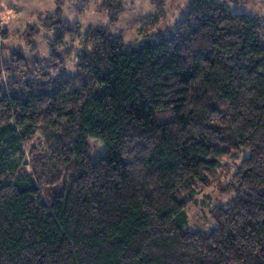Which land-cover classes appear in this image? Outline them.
Masks as SVG:
<instances>
[{
  "label": "trees",
  "instance_id": "obj_1",
  "mask_svg": "<svg viewBox=\"0 0 264 264\" xmlns=\"http://www.w3.org/2000/svg\"><path fill=\"white\" fill-rule=\"evenodd\" d=\"M61 1L26 27L29 57L0 34V264H264L260 18L189 0L171 36L132 46L64 18ZM125 1L104 0L111 25ZM173 1L151 0L145 34ZM42 29L48 59L33 47ZM164 109L174 118L158 124ZM34 137L42 148L27 151ZM93 139L105 148L95 162ZM229 160L236 199L211 210L210 233L184 230Z\"/></svg>",
  "mask_w": 264,
  "mask_h": 264
},
{
  "label": "rangeland",
  "instance_id": "obj_2",
  "mask_svg": "<svg viewBox=\"0 0 264 264\" xmlns=\"http://www.w3.org/2000/svg\"><path fill=\"white\" fill-rule=\"evenodd\" d=\"M61 0H0V34L4 27L13 34L10 38L2 39L1 42L9 47L15 48L25 57H29L30 47L22 43L20 38L26 27L29 25L39 24L40 18L46 17L54 12L57 3ZM75 1L80 0H64L60 6L63 10V17L71 22H79L85 30L89 26H100L109 28L111 32L121 35L127 44L132 46L145 45L148 42H159L162 38L171 36L176 28L178 20L184 17L186 12H180L185 9L189 0H174V13L170 15L169 20L157 25L156 29L145 34L146 17L151 10V0H126L124 4L125 12L119 21L111 25L107 11L103 8L104 0H89L84 14H79L74 9ZM227 9L234 14L247 15L248 17L260 18L264 24V0H222ZM52 32L42 29L40 35L35 39L33 47H36L40 53V59H48L50 48L46 38H51ZM8 39V40H7ZM264 42V35L262 37ZM78 46V43L75 44ZM75 59L68 61L66 70H74ZM174 118L172 109H164L156 112L155 120L158 124L166 123ZM36 144L42 148L39 137H34L27 144L29 147ZM91 157L93 162L99 160L105 154L103 144L98 140H90ZM242 153L241 156H244ZM228 162V166L221 170L219 180L207 188H202L200 193L195 197L191 206L186 210V223L183 225L184 230L192 232H201L208 234L213 231L216 224L210 217V212L215 207H229L236 199L237 190L231 187L232 175L235 172L233 161ZM237 161L236 164H238Z\"/></svg>",
  "mask_w": 264,
  "mask_h": 264
}]
</instances>
